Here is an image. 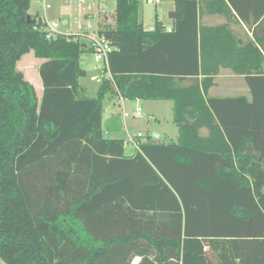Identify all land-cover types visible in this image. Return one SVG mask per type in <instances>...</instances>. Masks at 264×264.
<instances>
[{
  "label": "trees",
  "instance_id": "trees-1",
  "mask_svg": "<svg viewBox=\"0 0 264 264\" xmlns=\"http://www.w3.org/2000/svg\"><path fill=\"white\" fill-rule=\"evenodd\" d=\"M31 3L0 0V260L264 264V0H174L171 33L116 0L98 17L113 52L94 99L80 86L90 45L47 40ZM30 54L41 98L18 70ZM222 71L248 96L212 97ZM108 96L172 103L177 142L149 134L127 156L105 136Z\"/></svg>",
  "mask_w": 264,
  "mask_h": 264
},
{
  "label": "rangeland",
  "instance_id": "rangeland-1",
  "mask_svg": "<svg viewBox=\"0 0 264 264\" xmlns=\"http://www.w3.org/2000/svg\"><path fill=\"white\" fill-rule=\"evenodd\" d=\"M47 6H49L50 9H46ZM115 10L116 0H100L95 5L90 3L80 4L78 0H32L31 14L33 16H39V18L43 20L46 17L48 23L55 24L59 27V34L79 36L84 45H89L87 38L97 33L99 12H108L106 14L111 17ZM173 10L174 0H141L139 9L140 21L146 31L154 30L156 20L162 23L166 28H169L172 23L169 19V14ZM92 15H94V19ZM65 21L69 22L68 27L63 25ZM207 23L215 24L216 20H209ZM41 64V61L36 60L34 55L30 54L24 57L18 66V70L25 75L26 80L36 89L39 98H41L43 92L38 73ZM81 67L87 73V76L80 81V86L84 94L88 98H97L103 80L101 72L97 71V68L101 67V64L97 63L92 54H86L82 57ZM227 76L223 75V77L217 81L219 87L215 90V95H219L223 88H229L230 90L235 89L236 92L240 91L241 82L231 78L230 75ZM106 78H109V76L106 75ZM227 93L229 94V92ZM108 105L109 100L107 97L104 101L105 109ZM148 106L147 109L150 110L154 116H148L146 112L148 110L143 109L142 111L145 117L142 119H134L136 108L132 104L128 105L126 108V112L130 117L126 120L128 131L135 134L142 132L150 135H154L155 132H158L161 135L162 141H165V137H169V139L175 141L177 133L176 126L172 121L171 104L164 105V107L155 104H150ZM105 136L106 138H110L107 134ZM118 138L127 143L129 139L127 131L123 130ZM134 152L135 150L132 147L126 146L127 156L133 155ZM0 264L4 263L0 260ZM135 264H138V260L135 261Z\"/></svg>",
  "mask_w": 264,
  "mask_h": 264
},
{
  "label": "crops",
  "instance_id": "crops-1",
  "mask_svg": "<svg viewBox=\"0 0 264 264\" xmlns=\"http://www.w3.org/2000/svg\"><path fill=\"white\" fill-rule=\"evenodd\" d=\"M31 8H32V3H31ZM106 13H108V12H99V15L100 14H106ZM30 15L33 16L31 14V10H30ZM99 15H98V17H99ZM45 16H46V13H45ZM92 18L93 19L95 18L94 15H92ZM44 20H46V17L44 18ZM209 20H216V23L215 24L207 23V21H209ZM205 24L206 25H210V26L222 25V24H224V20L222 18H220V17H210V18L205 19ZM63 25L65 27H68L69 26V22L65 21ZM172 27H173V23H171V26L169 28H167V29L168 30H172ZM81 62H82V60H81ZM223 75H226V76L230 75L231 78L239 80L241 82V84H242L240 91L236 92L235 89L230 90L229 88H227L228 89L227 90L226 88H223L222 91H220L219 95H215L214 92L219 87L217 81L219 79H221L223 77ZM216 84H217L216 87L214 89H212V91H211V96L212 97L226 98V97L248 96V88H247V86L244 83V79L242 77L234 76L229 71H222L220 76L217 77V79H216ZM227 92H229V94ZM234 93H236V94H234ZM108 100H109V105H108V107L105 110L104 125L108 128L109 133H106V134H107L108 137H110L109 139H119L118 136L121 134V132L123 130L127 131L128 136L135 135V133H131L130 131H128L129 129L127 128L126 120L123 118V113L124 112L127 113L126 112V108L128 107L129 104L134 105L136 110L138 108H140L142 110L143 109H147V107H149L148 105H150V104H155V105L160 106V107H164V105H168L169 104V102H153V103H151V102H141V101H136V102H128V101H122V100L118 101V100H116V99H114V98H112L110 96H108ZM170 104H171V116H172L173 105H172V103H170ZM146 112H147L148 116H154L153 113H151L150 110H148ZM172 121H173V116H172ZM139 133H142V132H139ZM139 133H137V134H139ZM176 133H177V136H176V140L175 141L169 139V137H165V142H170V141L177 142L178 137H179V132H178L177 128H176ZM142 134H144L146 136L149 135L148 133H142ZM203 134H205V132H203ZM154 135L158 136L157 140L162 141L161 140V135L158 132H155ZM119 140H121V139H119Z\"/></svg>",
  "mask_w": 264,
  "mask_h": 264
},
{
  "label": "built area",
  "instance_id": "built-area-1",
  "mask_svg": "<svg viewBox=\"0 0 264 264\" xmlns=\"http://www.w3.org/2000/svg\"><path fill=\"white\" fill-rule=\"evenodd\" d=\"M100 0H78L80 4H86L90 3L92 5H95ZM46 9H50L49 6L46 7ZM44 26L41 30L46 35V39L51 41L55 39L59 35L58 30L59 27L55 24H50L47 22V20H43ZM168 33H171V30H168ZM89 41L90 48L93 50V56L95 57L97 63L101 64V67L97 68V71L101 72V76L104 77L106 75V71L108 70V58L109 55L113 52V48L110 46V44L104 40L99 38L98 36L94 35L87 38ZM144 116L142 109L138 108L135 111L134 119H142ZM123 118L125 120L129 119V115L127 113H123ZM128 142L127 145L132 147L134 150H138V147L140 145V142L146 138V135L139 133L135 135L128 136Z\"/></svg>",
  "mask_w": 264,
  "mask_h": 264
},
{
  "label": "water",
  "instance_id": "water-1",
  "mask_svg": "<svg viewBox=\"0 0 264 264\" xmlns=\"http://www.w3.org/2000/svg\"><path fill=\"white\" fill-rule=\"evenodd\" d=\"M28 21H29V22L31 21V18H30V17L28 18ZM154 138H155V139H158V136H157V135H154Z\"/></svg>",
  "mask_w": 264,
  "mask_h": 264
}]
</instances>
